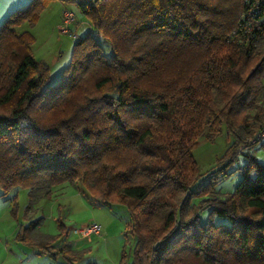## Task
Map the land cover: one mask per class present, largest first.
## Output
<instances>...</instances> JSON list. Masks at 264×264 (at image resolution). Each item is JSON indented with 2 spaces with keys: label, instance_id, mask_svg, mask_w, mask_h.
<instances>
[{
  "label": "trees",
  "instance_id": "trees-1",
  "mask_svg": "<svg viewBox=\"0 0 264 264\" xmlns=\"http://www.w3.org/2000/svg\"><path fill=\"white\" fill-rule=\"evenodd\" d=\"M50 1L0 26L3 194L28 189L30 210L55 186L81 183L95 201L125 206L135 244L120 264H264V163L253 151L264 141H254L264 131V0H61L112 54L76 31L55 84L20 30ZM224 127L231 143L203 176L193 148ZM236 171V188L219 191ZM61 234L18 238L75 264L71 243H55Z\"/></svg>",
  "mask_w": 264,
  "mask_h": 264
},
{
  "label": "rangeland",
  "instance_id": "rangeland-1",
  "mask_svg": "<svg viewBox=\"0 0 264 264\" xmlns=\"http://www.w3.org/2000/svg\"><path fill=\"white\" fill-rule=\"evenodd\" d=\"M61 3L75 12L76 23L80 26L77 34L91 31L103 46L105 54H112L108 43L91 29L89 19L75 4L52 0L43 8L34 25L27 24L23 28L34 35L33 54L41 60L45 59L43 61L51 67V84L57 83L63 69L69 65L76 40L73 35L62 31L63 23L55 25L53 22V18L60 11ZM75 24L71 25V28ZM253 113L254 111H251V114ZM230 143L231 138L228 137L225 127L214 141L206 136L198 138L193 155L203 176L218 167V159ZM262 144L260 142L255 145L253 151L264 163ZM244 162L245 157L240 156L234 167L243 165ZM241 179V173L236 171L228 179L222 180L217 189L222 193L231 192ZM91 196L81 183L67 182L58 185L51 198L40 199L28 210V189L20 187L3 194L0 188V264H69L62 254L52 255L26 244L25 240L18 238L20 232L22 238L31 236L36 240L46 241L50 235L56 236L62 231L61 240L55 243L66 240L65 237L70 239L71 244L76 246L73 249L78 251L75 264H120L124 252L128 259H132L135 237L128 232L130 214L127 208L123 205L101 204ZM206 216L207 212H204L203 221ZM32 220L37 221L36 225H31ZM88 222L99 223L102 226L101 233H95L91 237L82 236L77 230ZM67 232L68 235L65 236Z\"/></svg>",
  "mask_w": 264,
  "mask_h": 264
},
{
  "label": "crops",
  "instance_id": "crops-1",
  "mask_svg": "<svg viewBox=\"0 0 264 264\" xmlns=\"http://www.w3.org/2000/svg\"><path fill=\"white\" fill-rule=\"evenodd\" d=\"M31 1L32 0H3L2 5H0V7L3 8V15H0V26H1V24L4 22V20L7 18V16L12 11H14V10H16L18 8H24V7H26ZM54 2H59V1H54ZM59 8H60L59 13L53 18V22H54L55 25H58V24L61 25V23L63 21L64 12L66 10H69L67 7L64 6V3L63 4L61 3V7H59ZM25 25H27V23L23 24L20 27V30H23V28H24ZM79 27L80 26L77 23L75 24V26H73V28L76 29L75 32L76 31H77V33L79 32V29H80ZM34 56H35V54H34ZM37 59L38 60H41L39 58H37ZM42 60H45V59H42ZM57 187H58V185L53 188V194L52 195L55 194V189ZM39 225H37V226H39ZM67 235H68V232H67V234L65 236H67ZM65 239L68 240V241L70 240V239H67L66 237H65ZM58 240H61V238H59ZM69 242L72 243L71 241H69ZM71 245H72L73 248H76V246L74 244H71Z\"/></svg>",
  "mask_w": 264,
  "mask_h": 264
},
{
  "label": "built area",
  "instance_id": "built-area-1",
  "mask_svg": "<svg viewBox=\"0 0 264 264\" xmlns=\"http://www.w3.org/2000/svg\"><path fill=\"white\" fill-rule=\"evenodd\" d=\"M63 25H62V31L65 33H69L73 35V37H76L77 34L73 29L71 28V25L76 23V17L75 12L71 10H66L64 12V18H63ZM264 140V131L261 133H258L257 137L254 139L256 140ZM79 233L84 237H91L95 233H101L102 226L97 222H88L85 225H83L79 230Z\"/></svg>",
  "mask_w": 264,
  "mask_h": 264
},
{
  "label": "snow or ice",
  "instance_id": "snow-or-ice-1",
  "mask_svg": "<svg viewBox=\"0 0 264 264\" xmlns=\"http://www.w3.org/2000/svg\"><path fill=\"white\" fill-rule=\"evenodd\" d=\"M2 3H3V0H0V5H2ZM0 15H3V8L2 7H0Z\"/></svg>",
  "mask_w": 264,
  "mask_h": 264
}]
</instances>
